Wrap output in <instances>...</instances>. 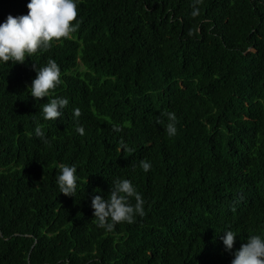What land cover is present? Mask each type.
<instances>
[{
    "label": "trees",
    "instance_id": "1",
    "mask_svg": "<svg viewBox=\"0 0 264 264\" xmlns=\"http://www.w3.org/2000/svg\"><path fill=\"white\" fill-rule=\"evenodd\" d=\"M66 1L0 0V264H264V0Z\"/></svg>",
    "mask_w": 264,
    "mask_h": 264
},
{
    "label": "clouds",
    "instance_id": "2",
    "mask_svg": "<svg viewBox=\"0 0 264 264\" xmlns=\"http://www.w3.org/2000/svg\"><path fill=\"white\" fill-rule=\"evenodd\" d=\"M58 1H59V5H56V6H54V5H45V6H47V7H56V8H58V9H60V13H62V14L64 13L63 10H65V9H64V6H65V5L71 7V3L68 2V1H66V0H58ZM62 14H61V15H62Z\"/></svg>",
    "mask_w": 264,
    "mask_h": 264
}]
</instances>
